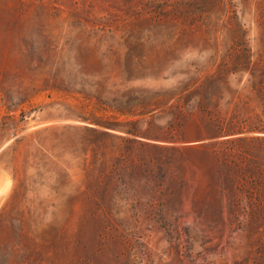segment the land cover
Segmentation results:
<instances>
[{
	"label": "rangeland",
	"instance_id": "obj_1",
	"mask_svg": "<svg viewBox=\"0 0 264 264\" xmlns=\"http://www.w3.org/2000/svg\"><path fill=\"white\" fill-rule=\"evenodd\" d=\"M235 46L264 0H0V264H264V141L186 118Z\"/></svg>",
	"mask_w": 264,
	"mask_h": 264
},
{
	"label": "trees",
	"instance_id": "obj_2",
	"mask_svg": "<svg viewBox=\"0 0 264 264\" xmlns=\"http://www.w3.org/2000/svg\"><path fill=\"white\" fill-rule=\"evenodd\" d=\"M250 57L249 48L235 46L230 51L229 66L221 65L212 73L190 79L186 118L193 121L202 138L227 137L231 143L264 141V62H252ZM230 75L236 76V85H243L232 88ZM253 103L257 110L251 108ZM129 133L145 137L140 132Z\"/></svg>",
	"mask_w": 264,
	"mask_h": 264
}]
</instances>
